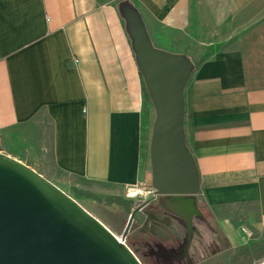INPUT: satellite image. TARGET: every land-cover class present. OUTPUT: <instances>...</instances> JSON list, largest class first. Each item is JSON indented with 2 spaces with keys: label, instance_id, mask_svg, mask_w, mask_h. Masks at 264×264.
<instances>
[{
  "label": "crops",
  "instance_id": "1",
  "mask_svg": "<svg viewBox=\"0 0 264 264\" xmlns=\"http://www.w3.org/2000/svg\"><path fill=\"white\" fill-rule=\"evenodd\" d=\"M137 2L153 45L178 39L194 63L184 130L197 205L227 249L264 240V0ZM144 100L113 0H0V132L37 128L34 148L47 130L54 172L112 190L149 184Z\"/></svg>",
  "mask_w": 264,
  "mask_h": 264
},
{
  "label": "water",
  "instance_id": "2",
  "mask_svg": "<svg viewBox=\"0 0 264 264\" xmlns=\"http://www.w3.org/2000/svg\"><path fill=\"white\" fill-rule=\"evenodd\" d=\"M124 18L155 111L149 144L151 188L159 205L183 221L187 256L196 231L193 217L203 218L197 205L199 173L184 130V90L194 64L184 54L155 47L137 11L126 8ZM0 264L142 262L124 238H118L74 197L0 151Z\"/></svg>",
  "mask_w": 264,
  "mask_h": 264
},
{
  "label": "rangeland",
  "instance_id": "3",
  "mask_svg": "<svg viewBox=\"0 0 264 264\" xmlns=\"http://www.w3.org/2000/svg\"><path fill=\"white\" fill-rule=\"evenodd\" d=\"M113 2L123 19L125 28L124 11L126 8L137 11L142 17L137 0H113ZM175 40L173 39V45L167 51L176 53L174 51L181 49L177 45L175 46L178 39ZM184 55L191 59L188 54ZM143 88L145 97L143 116L146 121L143 127L152 130L155 111L144 81ZM38 131L37 128H15L0 132V151L10 153L9 155H13L46 178L51 179L54 184L72 197H75L74 190L86 192L85 197L76 198L77 201L118 238H124L125 243L136 254L142 264H238L233 263L237 257L238 249H227L225 247L220 232L216 231V223L213 218L211 219L208 211L202 210V216L204 217L202 219L193 217V225L194 227L196 225L197 228L192 235L187 256H185V225L183 221H177L178 219L173 218L159 205L158 197L153 198L152 194L148 193L144 196L128 197L126 190L99 188L89 182L54 172L50 162L48 131L46 130L45 135L42 133V139L38 143L39 146L33 148L31 145ZM185 138L187 144L186 134ZM146 166L151 171L149 151ZM141 187L143 191H147L151 189V182L141 184ZM88 194H94L101 199H93ZM106 196L128 201L129 205L126 207L119 203H109L105 200ZM138 207L140 208L137 209ZM135 209L136 212L126 231L131 212ZM197 230L202 237L197 234Z\"/></svg>",
  "mask_w": 264,
  "mask_h": 264
},
{
  "label": "trees",
  "instance_id": "4",
  "mask_svg": "<svg viewBox=\"0 0 264 264\" xmlns=\"http://www.w3.org/2000/svg\"><path fill=\"white\" fill-rule=\"evenodd\" d=\"M151 129L147 128L142 131L141 134V168L146 166V159L148 157V151H149V144H150V138H151ZM75 192V199L76 198H82L85 197L87 194L86 192H82L80 190H74ZM91 196L93 199L100 200L101 198L99 196H96L94 194H88V196ZM77 200V199H76ZM105 200L109 203H119L126 207H128L129 202L125 200H121L120 198L112 197V196H106ZM264 260V240L258 241V242H252L251 244L247 246H243L238 249V254L236 259L233 261V263L238 264H258L259 262Z\"/></svg>",
  "mask_w": 264,
  "mask_h": 264
},
{
  "label": "built area",
  "instance_id": "5",
  "mask_svg": "<svg viewBox=\"0 0 264 264\" xmlns=\"http://www.w3.org/2000/svg\"><path fill=\"white\" fill-rule=\"evenodd\" d=\"M152 194V196L154 197V192L153 189H148L147 191H143V188L140 185H136L133 187H129L126 189V194L128 197H139V196H144L146 194ZM157 197V196H156ZM154 197V198H156ZM243 233L245 234L247 239H250L251 237V232L248 231L246 228H243Z\"/></svg>",
  "mask_w": 264,
  "mask_h": 264
},
{
  "label": "flooded vegetation",
  "instance_id": "6",
  "mask_svg": "<svg viewBox=\"0 0 264 264\" xmlns=\"http://www.w3.org/2000/svg\"><path fill=\"white\" fill-rule=\"evenodd\" d=\"M169 214H170V213H169ZM170 215L173 216V218L178 219L177 221H180L178 217H176V216H174V215H172V214H170Z\"/></svg>",
  "mask_w": 264,
  "mask_h": 264
}]
</instances>
